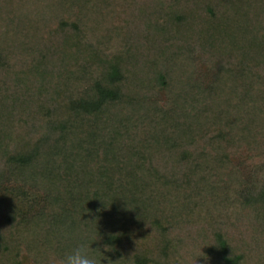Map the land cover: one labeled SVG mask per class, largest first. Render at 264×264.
<instances>
[{
  "label": "trees",
  "instance_id": "1",
  "mask_svg": "<svg viewBox=\"0 0 264 264\" xmlns=\"http://www.w3.org/2000/svg\"><path fill=\"white\" fill-rule=\"evenodd\" d=\"M82 240L264 264V0H0V264Z\"/></svg>",
  "mask_w": 264,
  "mask_h": 264
},
{
  "label": "clouds",
  "instance_id": "2",
  "mask_svg": "<svg viewBox=\"0 0 264 264\" xmlns=\"http://www.w3.org/2000/svg\"><path fill=\"white\" fill-rule=\"evenodd\" d=\"M103 249L104 251H101L99 247L93 249L92 244H89L87 240H82L65 254L62 264H102V261L105 259L108 261V264H117L120 261H113L110 257L105 256V252L113 250L111 245L105 244L103 245Z\"/></svg>",
  "mask_w": 264,
  "mask_h": 264
},
{
  "label": "rangeland",
  "instance_id": "3",
  "mask_svg": "<svg viewBox=\"0 0 264 264\" xmlns=\"http://www.w3.org/2000/svg\"><path fill=\"white\" fill-rule=\"evenodd\" d=\"M197 56L200 58V60H202V61L204 60V57L201 56L200 52L197 53ZM6 204L7 205L9 204V206H12V207H16V206L21 204V201L17 197H13V196L11 197L10 196L9 199H7V201H6ZM237 233H239L238 228H236V230H235V234H237ZM20 255H21V257H20V261L18 264H34L33 261L29 258V256L26 253L23 252Z\"/></svg>",
  "mask_w": 264,
  "mask_h": 264
}]
</instances>
